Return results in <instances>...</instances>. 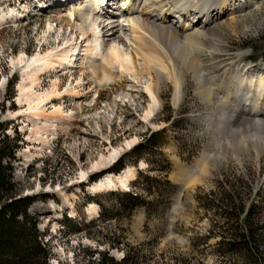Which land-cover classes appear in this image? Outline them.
I'll use <instances>...</instances> for the list:
<instances>
[{
    "label": "rangeland",
    "instance_id": "1",
    "mask_svg": "<svg viewBox=\"0 0 264 264\" xmlns=\"http://www.w3.org/2000/svg\"><path fill=\"white\" fill-rule=\"evenodd\" d=\"M27 2L0 0V14L12 10L7 18L14 17ZM235 2L240 7L228 6L221 16L215 14L201 35L188 34L191 41L180 32L161 39L152 35L146 47L158 62L151 66L136 53L129 23L117 18L120 10L106 8L117 15L104 12L97 19L102 44L123 42L134 72L114 68L112 79L99 83L90 67L99 69L101 57L77 55L74 67L39 74L38 91L49 89L54 78L59 92L76 89L73 95L46 101L40 115L18 113L27 106L17 101L24 64L12 60L21 53L29 58L59 48L72 36L83 48L78 18L69 19V6L63 4L32 16L27 24L0 19V121H7L3 132L9 138L18 134L20 139L10 175L19 195L34 197L28 212L50 250L48 264H95L103 251L119 260L125 250L137 264H253L245 252L226 245L234 225L242 230L250 202L255 204L250 222L258 225L255 248L264 264V128L227 123L237 106L240 83L246 84L238 75L248 67L255 78L257 68L252 65L264 67V0ZM47 20L55 29L43 33ZM175 36L182 50L174 46ZM145 82L152 83L159 101L147 119ZM56 106L62 113L52 112ZM148 136L145 148L132 150ZM132 138L135 143L126 148ZM112 148L123 149L116 158L121 157L123 166L111 171L114 162L91 171L92 163L100 155L107 157ZM127 166L134 177L126 189H89ZM81 171L87 172L83 179ZM127 190H138L142 203L133 207ZM221 196L228 197V205ZM237 200L244 204L239 215L222 217L219 205L230 208ZM93 205L96 213L90 210Z\"/></svg>",
    "mask_w": 264,
    "mask_h": 264
},
{
    "label": "bare ground",
    "instance_id": "2",
    "mask_svg": "<svg viewBox=\"0 0 264 264\" xmlns=\"http://www.w3.org/2000/svg\"><path fill=\"white\" fill-rule=\"evenodd\" d=\"M132 1L133 3H131L127 9L124 11H121L120 9L121 13L117 18L119 20H126L129 23L134 40L133 45L135 51L149 66L158 62L157 57L150 53L146 47L148 41H150L149 38H152V35L157 36L159 39H161L164 34L170 38V36L175 35L176 32H180L186 37V39H188V34L201 35L205 26L214 20L215 14L221 16L228 9V6L233 9L240 7L238 3L236 4V0H197L193 5H187L189 0ZM237 1L240 2V0ZM99 2H102V0H85L82 3H75L68 8L69 10L66 15L69 19L76 21L74 17L71 18V16L75 14L78 17L79 21L77 20L76 22L79 23L77 26L79 35L80 38H84L82 41H85V44L83 43V48H81L82 45H79V42L81 41L77 42L74 36H72L71 40L70 38L66 39L63 42V45L59 48L53 47L44 53L38 52L29 58H26L24 53H21L15 60H12V64L14 65L21 63L24 64L21 82L18 86L19 94L17 101L19 103L25 102L27 106L24 110L18 113L24 112L33 115H40L44 111L45 102L52 97L61 96L63 93L70 95L75 94V86H70L63 92H59L57 78L52 80L49 89L38 91L37 86L39 85L38 76L40 73L50 69H56V67L61 69L74 67L75 57L77 55L81 54V56H83L80 59H87L93 56L101 57L102 64L99 66V69L94 65L90 67L92 74L95 75L99 83H105L111 80L112 70L114 68H119V70H123L130 75L134 72V65L132 67L134 62L132 61L130 54L126 51L128 49H125L123 42L120 43V41L113 40L105 44V46L102 44V30L100 28V23H97V19L102 17V15L104 16V14H101V11L104 9H101ZM180 2L183 4L181 7H178L177 5ZM176 9L177 11H175ZM12 14V10L6 13H1L0 19H5L7 16H12ZM170 17L172 20H170ZM65 23L68 25V20L65 21ZM42 29L43 33H49L55 29V27L52 21L47 20L44 22ZM88 32L90 34L89 36H86ZM167 37L165 39H169ZM174 38V41L176 42L174 46L181 49V45L179 46V44H177V37L175 36ZM188 40L191 41L190 39ZM183 53L184 58L192 65V61L187 58L185 51ZM98 70H100V72H98ZM263 71L264 69L260 70V68H258L255 78L254 75H251L252 73H247V68L244 72H241V75H238L239 80L245 79L246 84H242V80L239 81L241 82L240 92L236 94L239 95V98L237 102L235 100L237 106L228 114V124H234L237 126L243 125L253 128L256 127L259 128V130L264 128V106L260 107L264 103ZM79 82L80 78H77L76 84ZM246 86H249L250 88L245 90ZM144 88L149 96V104L143 114V118L147 119L152 116L159 101L152 88L151 82H145ZM244 92L245 97L240 98ZM241 100H244L245 104L244 102H241ZM248 102L249 108L246 106V103ZM62 111L63 110L60 106H56L53 108L52 112L59 114L62 113ZM34 135H39L38 129H35ZM134 143L135 138H132L125 142V147L130 148ZM121 151H123L122 148H112L107 157L100 155L90 166L91 171H98L102 166H109L120 155ZM30 156L32 157V155ZM86 175L87 172H80L81 179L85 178ZM133 177L134 170L127 166L118 175L109 174L103 176L94 182L89 189L92 192L100 190H116L118 187L126 189L128 181ZM96 209L97 206L93 205L90 210L91 212L96 213Z\"/></svg>",
    "mask_w": 264,
    "mask_h": 264
},
{
    "label": "trees",
    "instance_id": "3",
    "mask_svg": "<svg viewBox=\"0 0 264 264\" xmlns=\"http://www.w3.org/2000/svg\"><path fill=\"white\" fill-rule=\"evenodd\" d=\"M6 122L0 121V264H48L50 250L46 242L42 241V233L36 227L35 218L28 212V207L34 201V197L19 195L11 180L10 163L14 160V152L19 145L17 141L20 139L18 134L9 138L3 132ZM150 139L151 137L148 136L143 142L133 146L132 150L145 148ZM120 159L121 157L115 161L111 171L117 172L123 166ZM142 176L143 179H148L146 174ZM140 185L145 190L151 188L150 185ZM125 196L134 200L131 204L133 207L143 201L138 190H128ZM220 200L225 204L227 203L226 205L229 203L226 196H221ZM224 203L219 205L222 217L231 218L233 215H239L243 210L244 204L241 200H237L231 206L232 208H227ZM254 207L253 202L246 206L242 216V230L236 229L237 226L234 225L232 228L233 237L226 242V245L231 250L245 252L246 257L252 260L253 264H263L262 256L255 248V241L259 239L255 233L258 225L250 222ZM233 209L236 213L230 214L229 211ZM135 260L134 256H131L127 250L123 252L119 260L103 251L99 253L95 264H137Z\"/></svg>",
    "mask_w": 264,
    "mask_h": 264
}]
</instances>
